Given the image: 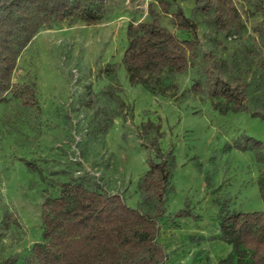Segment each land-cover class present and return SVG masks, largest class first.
Instances as JSON below:
<instances>
[{"label": "rangeland", "instance_id": "rangeland-1", "mask_svg": "<svg viewBox=\"0 0 264 264\" xmlns=\"http://www.w3.org/2000/svg\"><path fill=\"white\" fill-rule=\"evenodd\" d=\"M168 1L164 13L158 0H108L99 23L48 24L19 55L12 81L32 85L36 102L25 106L10 91L0 100V260L15 256L21 264L41 236V202L66 180L119 194L154 215L155 203L137 188L156 159L148 142L155 131H141L149 120L160 125L158 145L174 159L157 217L164 264H219L231 246L207 239L218 233V212L264 210L256 185L264 164L256 162L253 148L233 147L239 134L264 142V121L250 113H264V40L256 28L261 14L254 0H233L240 30L225 36L193 0ZM178 6L198 30L188 68L163 71L157 92L130 85L122 61L127 26L150 21L152 9L169 31L189 38L173 24ZM204 52L226 61V78L247 85L246 111L219 113L206 93L190 91L194 80H204ZM181 209L191 216H175Z\"/></svg>", "mask_w": 264, "mask_h": 264}, {"label": "trees", "instance_id": "trees-1", "mask_svg": "<svg viewBox=\"0 0 264 264\" xmlns=\"http://www.w3.org/2000/svg\"><path fill=\"white\" fill-rule=\"evenodd\" d=\"M108 0H0V100L7 92L21 99L25 106L35 104V92L28 83H14L12 74L16 62L35 34L48 24L79 20L85 24L99 23L107 9ZM214 29L230 36L240 30V14L233 0H193ZM162 12L169 11L168 0H158ZM255 11L261 14L256 27L264 40V0H254ZM152 19L127 26V43L122 61L130 85L140 84L146 89L160 82L163 71L181 73L188 68L190 56H195L198 43L197 24L185 16L181 7L171 13L178 30L189 38H179L159 22L156 12ZM202 72L204 80H194L190 91L206 93L212 106L226 114L247 110V85L240 79L224 76L226 61L204 52ZM264 86V79H262ZM163 89L160 92L163 93ZM264 121V113L250 112ZM153 128V129H151ZM155 134L148 141L153 145L155 158L137 182V188L149 202L155 203L150 216L139 208L123 202L119 194L98 188H88L80 180L61 182L57 195L46 196L41 202L40 239L30 247L21 264H164L166 254L156 240L159 227L157 217L162 212L163 197L174 166L173 154L158 145L162 137L160 125L152 120L141 124L142 135ZM264 142L247 134H239L233 141L238 150H253L256 162L264 164L261 148ZM29 168L37 169L23 159ZM260 198L264 200V169L256 179ZM175 216H191L184 209ZM219 239L231 246L219 264H264V210L218 212ZM0 264H18L15 256L0 260Z\"/></svg>", "mask_w": 264, "mask_h": 264}]
</instances>
